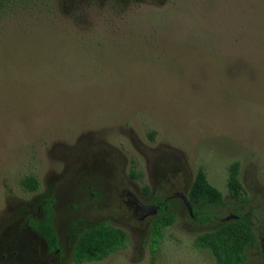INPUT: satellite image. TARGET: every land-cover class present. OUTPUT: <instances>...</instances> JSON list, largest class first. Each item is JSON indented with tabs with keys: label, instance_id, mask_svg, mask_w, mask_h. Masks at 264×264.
Segmentation results:
<instances>
[{
	"label": "rangeland",
	"instance_id": "1",
	"mask_svg": "<svg viewBox=\"0 0 264 264\" xmlns=\"http://www.w3.org/2000/svg\"><path fill=\"white\" fill-rule=\"evenodd\" d=\"M199 170L222 195L209 223L177 196ZM45 191L57 251L29 223ZM135 199L163 207L141 220ZM238 215L264 264V0L0 5V264H221L196 238ZM101 225L122 245L78 259Z\"/></svg>",
	"mask_w": 264,
	"mask_h": 264
},
{
	"label": "trees",
	"instance_id": "2",
	"mask_svg": "<svg viewBox=\"0 0 264 264\" xmlns=\"http://www.w3.org/2000/svg\"><path fill=\"white\" fill-rule=\"evenodd\" d=\"M5 1L0 0V5ZM21 183L29 191H36L38 189V181L34 177H27ZM228 186L234 196H237L240 188L237 164L231 166ZM221 197V193L208 182L204 171L199 170L190 191L189 200L192 205V219L202 223L211 222L213 216L206 207L208 204H221ZM53 203L52 192L45 191L40 200V204L43 205V218L40 220L32 219L29 222L31 227L46 240L49 251H54L59 247V239L54 228ZM159 206L163 207L162 204H159ZM168 218L165 217V219ZM79 227L78 222L73 224V229L71 230L73 234L76 233V229ZM122 238L123 231L121 229H113L101 225L92 230L90 235L78 236L76 257L78 259L87 257L93 259L101 258L117 250L122 245ZM254 240L255 233L252 228L250 215L235 216L233 220L212 231L204 232L196 238L197 245L200 248L209 249L216 261L221 264H235L227 257V259L224 257L228 256V254L240 255L241 261L239 264H246V250Z\"/></svg>",
	"mask_w": 264,
	"mask_h": 264
},
{
	"label": "water",
	"instance_id": "3",
	"mask_svg": "<svg viewBox=\"0 0 264 264\" xmlns=\"http://www.w3.org/2000/svg\"><path fill=\"white\" fill-rule=\"evenodd\" d=\"M177 196L180 197L184 204L186 205L190 216H192V205L190 203V200L188 199V197H186L183 193H177ZM134 204L136 206V210H138L139 212V218L141 220H144L146 217L152 215V214H156L157 210H158V206L157 205H147L142 203L141 201L135 199L134 200Z\"/></svg>",
	"mask_w": 264,
	"mask_h": 264
},
{
	"label": "flooded vegetation",
	"instance_id": "4",
	"mask_svg": "<svg viewBox=\"0 0 264 264\" xmlns=\"http://www.w3.org/2000/svg\"><path fill=\"white\" fill-rule=\"evenodd\" d=\"M147 205H149V204H147ZM40 206V210H42V206H41V204L39 205ZM139 213V212H138ZM42 219V218H41ZM41 237V236H40ZM42 238V237H41ZM46 250L48 251V246H46ZM58 249H56V251H57Z\"/></svg>",
	"mask_w": 264,
	"mask_h": 264
}]
</instances>
